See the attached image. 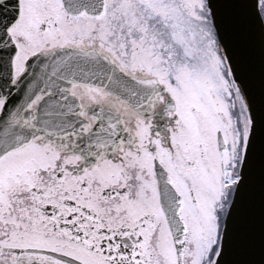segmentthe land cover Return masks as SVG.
<instances>
[{"label": "snow or ice", "instance_id": "6c2138e0", "mask_svg": "<svg viewBox=\"0 0 264 264\" xmlns=\"http://www.w3.org/2000/svg\"><path fill=\"white\" fill-rule=\"evenodd\" d=\"M0 264H264V0H0Z\"/></svg>", "mask_w": 264, "mask_h": 264}]
</instances>
